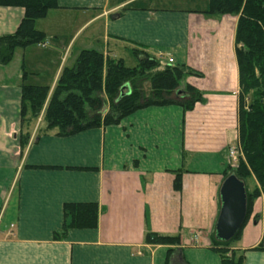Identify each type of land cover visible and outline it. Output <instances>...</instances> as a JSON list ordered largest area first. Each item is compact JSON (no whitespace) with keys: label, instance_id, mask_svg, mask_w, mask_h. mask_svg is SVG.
<instances>
[{"label":"crops","instance_id":"crops-1","mask_svg":"<svg viewBox=\"0 0 264 264\" xmlns=\"http://www.w3.org/2000/svg\"><path fill=\"white\" fill-rule=\"evenodd\" d=\"M58 3L36 21L46 43L18 47L0 65V264H166L178 248L173 264H222L211 235L229 152L240 145L239 15L208 13L210 0ZM24 14L0 6V36L14 33ZM86 49L136 64L129 67L137 51L163 66L173 58L201 74L184 84L204 101L191 110L141 108L118 125L71 136L42 128L45 109L23 121V86L51 94ZM70 203L96 204L97 226L63 234ZM150 232L181 243H149ZM233 245L243 264H264V195Z\"/></svg>","mask_w":264,"mask_h":264},{"label":"trees","instance_id":"trees-1","mask_svg":"<svg viewBox=\"0 0 264 264\" xmlns=\"http://www.w3.org/2000/svg\"><path fill=\"white\" fill-rule=\"evenodd\" d=\"M0 6L25 10L17 30L0 36V65H7L18 47L46 43L47 35L36 28V21L59 8V3L58 0H0ZM208 13L239 15L236 42L241 85L240 145L244 155L237 168L227 167L225 177L235 173L246 182V223L255 199L264 195V0H210ZM137 54V66L129 67L122 59L106 57L95 49L83 50L75 65L62 71L51 94L48 86H23V121L30 119L27 118L29 113L31 120L37 119L47 103L43 115L44 130L58 129L59 135L71 136L102 126L118 125L141 108L177 104L191 110L197 102L204 101L198 89L184 84L189 74L200 76L199 72L183 64L168 62L163 66L160 60L146 53L137 51ZM250 177H255L258 182L253 189L249 187ZM176 188H181L180 174ZM65 218L63 234L70 228H95L98 207L93 203L66 204ZM242 229L230 242H222L216 239L214 228L212 248L221 255L222 264L244 263V254H238L233 248ZM147 241L169 245L181 243L179 235L151 232ZM178 250H169L166 264H173V256ZM181 264L189 263L183 259Z\"/></svg>","mask_w":264,"mask_h":264},{"label":"water","instance_id":"water-1","mask_svg":"<svg viewBox=\"0 0 264 264\" xmlns=\"http://www.w3.org/2000/svg\"><path fill=\"white\" fill-rule=\"evenodd\" d=\"M248 214L246 182L235 173L228 175L219 189V213L215 223V237L230 242L242 229Z\"/></svg>","mask_w":264,"mask_h":264},{"label":"built area","instance_id":"built-area-1","mask_svg":"<svg viewBox=\"0 0 264 264\" xmlns=\"http://www.w3.org/2000/svg\"><path fill=\"white\" fill-rule=\"evenodd\" d=\"M168 62L173 63L174 59L169 58ZM229 153V163L236 165L239 159L243 156L241 151V145L231 148Z\"/></svg>","mask_w":264,"mask_h":264},{"label":"rangeland","instance_id":"rangeland-1","mask_svg":"<svg viewBox=\"0 0 264 264\" xmlns=\"http://www.w3.org/2000/svg\"><path fill=\"white\" fill-rule=\"evenodd\" d=\"M165 54H166V52H164ZM127 65H129V66H134V65H136V64H134L133 62H127ZM48 101V100H47ZM108 103V102H107ZM47 106V103L45 104V106H44V109H45V107ZM106 109H108V104H106ZM42 115V113L39 115V117H42L41 116ZM38 117V118H39ZM37 118V119H38ZM45 124V122L42 124L43 125V127L45 126L44 125ZM42 127V128H43ZM41 131V130H40ZM43 131V130H42ZM241 151H242V154L244 155V153H243V150H242V147H241ZM229 166L232 168V169H235V168H237L238 167V163L236 164V165H234V164H231V163H229ZM256 179V178H255ZM249 187L251 188V189H253L254 188V179H253V177H250L249 178ZM250 215H251V213H250ZM250 217V216H249ZM249 219V218H248Z\"/></svg>","mask_w":264,"mask_h":264}]
</instances>
